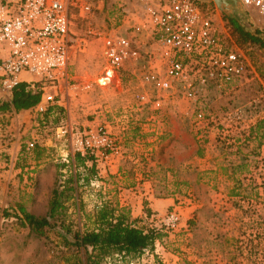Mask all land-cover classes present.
I'll return each instance as SVG.
<instances>
[{"label": "rangeland", "instance_id": "374dc122", "mask_svg": "<svg viewBox=\"0 0 264 264\" xmlns=\"http://www.w3.org/2000/svg\"><path fill=\"white\" fill-rule=\"evenodd\" d=\"M79 1L93 4L96 0ZM100 1L113 13L108 14L110 21L96 17L93 9L84 13L78 7L71 19V31L80 35L84 26L97 30V25H104L105 33L113 29V33L129 34L130 24L126 21L128 26L122 28L119 20L123 15L114 7L121 4L138 17L140 1ZM201 1L257 76L253 74V79L231 87L203 89L200 103L177 93L158 94L143 83L140 69L126 63L109 81L104 80L103 36L99 39L86 32L84 46L71 51L69 73L77 82L87 81L90 88L81 89L80 85L71 92L66 108L57 106L60 111L50 120L58 123L70 119L81 125L97 120L106 125L121 141V178L115 180L113 172L100 178V167L87 172L85 166L73 161L70 143H53L55 150L45 155L47 160L38 165L26 163V167L33 166L28 169L31 175H26L18 187L9 184L0 200V264H73L74 260L86 264L83 248L62 246L59 225L45 236H37L15 216L20 215V206L35 216H45L55 183L63 185L70 173L81 177L88 174L89 180L79 178L73 198L63 201L65 210L58 224L63 222L74 230L91 228L98 206L103 202L119 205L127 197L131 200L127 212L130 219L160 235L152 250L135 256L114 254L100 264H264V49L233 37L223 12L235 17L246 30L260 28L256 15L237 0ZM108 22H113V27ZM142 93L151 100L160 96L161 108L141 104L138 95ZM199 108L214 120L196 129L194 113ZM230 117L231 121L227 119ZM210 143L218 160L213 164L216 168H210L204 158L212 155L207 152ZM27 144L25 152L30 153L35 146L28 150ZM63 163L69 167L60 169ZM230 187L231 193H224ZM145 197H171L174 203L162 212H153L145 207ZM174 210L180 217L179 226L166 230L162 218Z\"/></svg>", "mask_w": 264, "mask_h": 264}, {"label": "built area", "instance_id": "2783aa9c", "mask_svg": "<svg viewBox=\"0 0 264 264\" xmlns=\"http://www.w3.org/2000/svg\"><path fill=\"white\" fill-rule=\"evenodd\" d=\"M139 1L140 18L130 26L128 35H102L104 77L112 78L126 63L140 69L143 83L158 94L177 93L200 103L203 89L231 87L253 79V74L257 76L243 52L219 30L213 12L201 0ZM237 1L254 13L259 28H264V0ZM78 7L88 13L93 4L79 0H0V88L12 91L24 82L22 73L33 75L25 82L40 92L35 105L39 115L51 107L66 108V100L80 85L81 89L90 88L87 81L77 82L69 73L71 51L85 44V37H78L70 29ZM88 30L87 34H95ZM142 36L146 37L144 45ZM149 98L145 93L138 95L141 104L161 108L160 96ZM227 119L231 121L232 117ZM208 120L213 121L214 116L204 109L195 111L196 129ZM49 128L57 140L70 143L73 156L79 154L87 161L122 154L120 139L97 120L84 125L61 120ZM34 146L35 142L29 141L27 149ZM179 222L175 210L162 218L166 230H175Z\"/></svg>", "mask_w": 264, "mask_h": 264}, {"label": "trees", "instance_id": "16d2710c", "mask_svg": "<svg viewBox=\"0 0 264 264\" xmlns=\"http://www.w3.org/2000/svg\"><path fill=\"white\" fill-rule=\"evenodd\" d=\"M226 19L227 31L238 41L248 42L264 49V31L256 28L253 32L244 29L237 19L227 12H223ZM40 100V92L31 89L26 83L17 84L11 91V98L0 105L1 110L14 109L19 111L35 106ZM72 161V160H71ZM76 164L85 166V159L79 154L73 156ZM72 161V162H73ZM68 166L67 163L60 165ZM92 167H87V172L93 173ZM79 178L89 180L88 174L70 173L63 185L55 183L49 201L48 211L45 216L38 217L28 212L24 207H19L20 215H15L22 226H28L37 236H45L48 231L59 225L57 233L60 236L62 246L71 247L87 254L86 264H100L106 257L114 254L135 256L144 250H152L154 242L160 237L154 229H145L136 225V219H130L127 212L120 208L117 203L103 202L95 210L94 226L86 229H72L70 225L63 222L58 224L57 220L65 210L64 200L73 198ZM75 183V185H74ZM8 214V213H6ZM71 258L66 259L69 261ZM73 264H82L78 260Z\"/></svg>", "mask_w": 264, "mask_h": 264}, {"label": "crops", "instance_id": "0c3cea01", "mask_svg": "<svg viewBox=\"0 0 264 264\" xmlns=\"http://www.w3.org/2000/svg\"><path fill=\"white\" fill-rule=\"evenodd\" d=\"M114 8V10L117 11L118 14L120 12V14L123 15L120 20L118 15L115 14L114 17V23H117V20H119L121 22L122 28L128 26V23L130 24L129 26L135 24L140 18L137 16H132L130 8L126 9L122 7L121 4H117V7L115 6ZM93 10L96 17H102V19H108L110 21L108 14L112 12L105 9L102 1L96 0L93 3ZM123 11H125L126 14L123 13ZM75 14L76 13L74 12L73 16ZM126 21L128 23H126ZM114 23L108 22V25L113 27ZM105 28L106 26L104 25H102V27H99V25H97V30L91 28V31L95 33L94 36H99L98 38L101 39L100 37L102 35L113 33V29H110L107 33H105ZM88 31V27L84 26V33H81L83 35L80 34L77 36L84 38L86 32ZM145 41L146 37L142 36L141 42ZM20 79L24 81V83H26L25 81L31 80L33 79V77L22 73L20 75ZM10 98L11 91H4L0 88V105L4 103V101H8ZM35 107L36 106H33L28 109H22L19 111H15L14 109H0V200L1 198L3 199L6 196L9 184H13L14 186L18 187V183H23L26 181V175L27 177L31 175L28 169H32L33 166L26 167V163L38 165L42 162H45V160H47V158H45V155H47L52 150H55L52 147L54 146L53 143H65L64 141L57 140L54 137L53 131L49 128V125L57 124V122L54 123L53 121H51L50 118H55V115L59 113L60 108L51 107L44 115H39L36 112ZM43 122L45 123V125L43 124ZM29 141L35 142V148L32 152L26 153L24 144L28 143ZM261 147L263 148L264 146ZM209 151L212 155H208L204 158L208 161L210 168H216L213 164L217 163L218 160L216 158L214 159L216 153H214V147L211 143L207 148V152ZM262 151H264V149H262ZM123 157L124 156H122L121 154H117L110 156L109 159L97 158L95 159V162L85 160V165L86 168L92 167L93 164L96 168L100 167V178L103 176V173L106 174L113 172V174H116V177L114 176V179L117 180L121 178V173L119 171ZM202 160L203 159L198 161L201 162ZM214 174H216V172H214ZM231 188L232 187H230L228 191L224 193H231ZM21 193H23V191ZM144 199H148L147 203H145L144 201L145 207L149 208V211L153 212H162L174 203V199L171 197H145ZM130 204L131 200H127V197H125V201L121 200L119 202V207L128 212ZM184 210L187 209L185 208Z\"/></svg>", "mask_w": 264, "mask_h": 264}, {"label": "bare ground", "instance_id": "6f19581e", "mask_svg": "<svg viewBox=\"0 0 264 264\" xmlns=\"http://www.w3.org/2000/svg\"><path fill=\"white\" fill-rule=\"evenodd\" d=\"M112 75H114V74H112ZM109 79H111V78H109V77H105L104 78V80H108V81H109Z\"/></svg>", "mask_w": 264, "mask_h": 264}, {"label": "water", "instance_id": "95a60500", "mask_svg": "<svg viewBox=\"0 0 264 264\" xmlns=\"http://www.w3.org/2000/svg\"><path fill=\"white\" fill-rule=\"evenodd\" d=\"M216 1H218V2H219V1H221V2H225V0H216Z\"/></svg>", "mask_w": 264, "mask_h": 264}]
</instances>
